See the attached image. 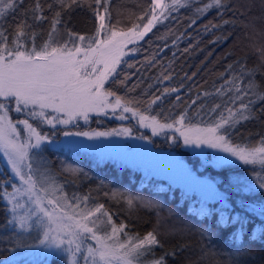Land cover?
I'll return each mask as SVG.
<instances>
[{"label": "snow or ice", "instance_id": "6c2138e0", "mask_svg": "<svg viewBox=\"0 0 264 264\" xmlns=\"http://www.w3.org/2000/svg\"><path fill=\"white\" fill-rule=\"evenodd\" d=\"M54 2L59 10H54L53 4L48 5L54 14L47 40L39 46L35 42L36 33L31 30L33 25L26 18L17 25L11 39L7 29L0 24V158L6 161L10 169L9 177H15V181L4 180L0 188V199L9 206L7 211L11 213L4 228L13 226L11 235H4L0 243H13L16 248L24 247L23 237L18 236L15 229L30 234L35 228L40 231L38 246L51 250L53 256H60L64 264H167L168 253L161 257L154 255L155 249L162 246L155 230L143 236L130 234L127 224H117L103 203L93 202L89 194H69L65 190L66 185L52 174L47 162L34 159L39 157V150L45 144L55 142L51 136L42 133L40 126L48 125L56 129L64 125L62 135L66 138L94 140L123 136L150 141L151 138L142 133L133 136L132 127L113 128L109 131L67 130L69 127H79L80 121L87 124L92 116L111 115L112 118L125 120L129 119L130 113L133 118H137L138 127L150 129L152 136L165 134V138L173 144L182 140L185 147L215 150L224 154L215 158L218 163L228 162L227 157H232L244 166H251L255 174V189L259 190L257 194L264 195V138L256 146H241L234 144L231 139V130L238 124L256 118V111L264 113V91L259 90L254 79L260 67H264V46L256 50L262 61L260 66L249 69L242 60L227 65L225 73L220 77L223 82L218 87L214 86L212 91L197 92L194 98H189L183 110L170 120L167 116L163 117L162 121L157 115L146 116L138 111L136 105L141 101L117 95L107 89L105 84L110 78L123 75L124 78L117 82L128 88V91H134L140 82L128 87V81L140 69L124 58L140 51V42L145 41V37L158 24L169 20L173 11L189 7L190 0H171L170 3L150 0L149 7L136 17L127 30H116L112 24L111 0H92L89 7L98 26L91 36L74 32L62 18L63 13L81 7L82 0ZM23 4L24 0H0V21L16 13ZM229 8V0H208L202 7L195 9L188 28L196 25L197 17L210 9L217 10L222 23L209 22L204 25L203 33L233 23L223 20L224 11ZM28 12L31 13L33 23L48 19L40 0H34L31 8L25 12V17ZM184 36L190 37V34L185 31L175 36L171 41L172 46L177 47ZM227 38L217 37L211 43L216 44ZM129 45L132 47L129 48ZM167 48V43L158 47L156 53L145 58L142 67H154L158 63V53ZM197 48L198 42L193 44L190 38L182 52L188 54ZM121 64L129 69L136 68V72H118ZM173 73V62L161 66L154 83L148 84L149 92L143 93L150 97L146 101L148 107L162 103L173 97V94L172 107L185 103L181 95L185 87L184 80L192 81L197 73H184L179 86L160 88L159 85L164 82L174 80ZM154 88L155 91H152ZM188 92L191 93V87ZM210 97L219 98L221 102L209 105L207 99ZM258 104L259 108L256 107ZM13 110L23 113L25 118L13 121L9 115ZM67 143L71 145L75 142L69 140ZM257 165L261 172H256ZM67 171L71 174L76 170ZM209 188L215 192L212 184H209ZM248 188L254 191L251 183ZM22 197L27 198V210L20 215L18 209L26 207L21 203ZM111 198L123 201L130 211L137 205L147 210L160 208L159 203L151 199L117 193H112ZM237 207H240L239 203ZM231 211L235 213V209ZM260 214L264 215V209H261ZM214 215L206 214L202 232L210 245L229 234L234 241L242 239L245 226L235 214L226 215L222 212L214 221L213 227L216 230L213 231L207 226V216ZM229 228L234 230L228 233ZM249 239L257 242L261 237L253 233ZM170 254L174 256L175 250Z\"/></svg>", "mask_w": 264, "mask_h": 264}, {"label": "trees", "instance_id": "16d2710c", "mask_svg": "<svg viewBox=\"0 0 264 264\" xmlns=\"http://www.w3.org/2000/svg\"><path fill=\"white\" fill-rule=\"evenodd\" d=\"M44 7V15L47 20L39 23H33L31 13L25 12L31 8L34 0H24L22 7L14 14L8 15L0 24L7 29L9 38L16 31L17 25L24 18L29 24H32V31L36 33V44L41 45L47 40L50 30V21L54 14L49 10L48 5L53 4L54 10H59L54 0H40ZM170 3L171 0H167ZM208 0H190V6L173 11L169 20L163 24H158L151 33L145 37V41L140 42V51L129 57H126L129 63H134L140 69L132 79L128 81V87H131L137 81L139 85L134 91H128V88L121 86L117 81L122 80L123 75L115 79H109L105 87L114 91L117 95L132 100H139L141 103L136 105L137 110L144 115H157L158 119L163 121V117H169L178 114L189 102V98H194L197 92L212 91L214 86L218 87L223 81L221 74L225 73L227 65L234 64L237 60L246 62L247 68L258 67L261 65L257 49L264 46V0H229L231 8L224 11L223 20L233 21L222 25L219 29H214L209 33H203L204 25L212 23H222L221 17L216 9H210L207 13L197 17V24L188 28L190 19L195 14L197 7H202ZM92 0H82L81 7H75L70 12L62 14L68 28L74 32L91 36L98 26L95 21L89 4ZM150 0H111L112 24L116 30H127L136 17L149 7ZM187 31L189 36H184L177 47L172 46V39L182 32ZM226 36V40L221 39L213 44L211 41L217 37ZM191 38V43L197 44L198 48L194 51L183 54V48L187 47ZM146 41H151L147 43ZM164 43L168 48L157 55L158 63L151 68L142 67L146 57H150L157 52L158 47H163ZM176 56L173 57V53ZM211 53V55H209ZM173 62L174 80L164 82L159 85L174 87L179 86L184 73L196 72L197 75L192 81L184 80V89L181 92L185 100L184 104H177L172 107L173 97L148 107L146 101L150 98L143 93L149 92L148 84L154 83V78L158 76L161 66H167ZM118 72L132 73L136 68L129 69L125 64H121ZM260 91H264V67L254 77ZM191 87V93L188 88ZM155 91V88L152 90ZM158 94V93H157ZM221 102L219 98H208L207 103ZM257 108L260 107L258 104ZM194 111V109L192 110ZM11 119H15L14 111H10ZM256 118L243 121L231 130V139L234 144L241 146H256L261 138H264V113L254 112ZM207 119V117H205ZM121 125L123 127H132L133 135L144 134L149 136L152 147L164 153H174L188 164V166L199 176H208L216 180L220 191L228 196L229 206L220 207L217 202L204 201L195 194H187L178 187H172L161 179H154L139 171H133L128 167H119L109 161L92 162L86 156L79 154L72 156L64 151H54L44 149L41 160L46 161L61 182H69L76 186L79 192L89 194L93 202L103 203L106 209L112 214L117 224H127V231L130 234H139L143 236L149 231H156L161 243V247L155 249V257L164 256L166 253L167 264H264V218L260 217L254 208L264 205V195L257 194L258 191H250L252 194L243 192L245 189L238 181H250L254 179V172L251 166H226L220 169H214L205 166L199 171V160L188 154L182 148L181 141L173 144L170 139L160 140L150 136L144 130H141L134 121L129 120L122 124L108 120L107 117H92L87 125H79L78 128L70 131L87 130H107L109 128ZM42 133L47 134L58 140L62 137L64 128L49 129L40 126ZM63 162L78 166L87 173L85 180L89 188L85 189L86 184L81 183L82 174L80 172L64 173ZM258 172L257 169H255ZM9 171L0 161V188L3 182L10 179ZM222 181V182H221ZM79 186V187H78ZM127 188L130 193L136 194L141 198H151L161 203L159 209L147 210L137 205L133 210H129L127 205L118 199H112L113 189ZM11 188L9 187V191ZM240 195L237 196L236 193ZM108 193L109 195H105ZM243 199L240 207H237L236 201ZM235 209V213L231 210ZM237 216L245 226V232L240 241H234L231 235L222 236L211 245L209 241L202 236L205 228V219L207 213H214V216H207V226L213 227L215 219L219 218L221 213ZM171 213V215H170ZM8 218L7 206L0 199V229L4 227ZM238 227V226H237ZM172 236H165L164 230L168 232H177ZM234 229L229 228L228 233ZM255 233L261 239L253 242L249 236ZM177 234V235H176ZM175 250V255H171ZM147 259H151L148 257ZM7 251L0 252V264H14L8 262ZM49 264H63L56 258H51Z\"/></svg>", "mask_w": 264, "mask_h": 264}, {"label": "rangeland", "instance_id": "374dc122", "mask_svg": "<svg viewBox=\"0 0 264 264\" xmlns=\"http://www.w3.org/2000/svg\"><path fill=\"white\" fill-rule=\"evenodd\" d=\"M166 1L167 0H165V2ZM130 47H132V45H129V48ZM14 114H15V119L18 118V120H20L25 118V115L23 113H17L14 111ZM9 115L11 117L10 113ZM128 115H129V119H125V120L112 118L111 115L107 116V119L114 121L117 124H122L129 120H132L137 125V118H133L130 113ZM92 117H105V116H92ZM79 125H87V124H85L83 121H80ZM42 127H47L49 129H52L48 125H42ZM120 127L123 126L118 125L109 128L107 130H97V131H109L113 128H120ZM59 128L65 129V126L60 125ZM74 128H78V127L75 126L69 127L67 130ZM140 129L148 132L152 138L166 140L165 134L152 136L150 129H145V128H140ZM167 135L170 136L171 133H167ZM69 140L74 141L75 143L69 145L67 143V141ZM54 141L55 142L53 143L45 144L43 149L39 150L40 151L39 157H34V159H36L39 162L42 158V151L44 149H51L54 151H64L67 152L68 154L71 155L73 154L72 156L76 155L75 157L77 158H78L77 155L82 154L86 156L90 161L92 160V162L109 161L119 167H128L133 171L142 172L143 174L151 176L154 179L164 180L166 183L170 184V186L178 187L187 194H195L204 201L217 202L220 205V207L229 206L227 199L228 196L226 193L219 190L216 180L210 179L208 178V176L197 175L188 166L187 163H185L179 158L178 155L174 153H164L161 151H157L152 147L149 141L137 140L123 136L101 137L94 140H88L87 138H83V137L66 138L63 135L60 139ZM181 144H182V148L185 151H187L188 154L199 160V164H200L198 168L199 171H202L205 166H209L214 169H220L226 166H244L239 161L235 160L232 157H227L228 162L218 163L215 158L217 156L224 154L218 153L215 150L207 149V148L197 149L194 147H185L182 143V140H181ZM201 152H203V154H201ZM0 157H2V153H0ZM0 161L2 165L8 171H10L9 167L6 164V161L2 158H0ZM62 168L64 173H69L67 169H74L76 170L75 172L81 171L83 177L81 178L82 180L81 183L86 184L85 189L89 188V185L86 183L85 180L87 173H85L84 170H81L78 166L72 165L67 162H63ZM256 169L258 170V172H261V168L258 165L256 166ZM11 180L15 181V177H11ZM238 182L243 185L245 189L243 192L252 194L248 188L249 183L252 184L254 191H259L258 189H255L254 179H251L250 181L240 180ZM62 183L66 185L65 190L69 194L76 193L77 195H84L83 193L79 192L78 189H76L77 187L74 186L72 183L69 182H62ZM209 184L213 185V187L215 188V192H213L209 188ZM113 193L138 197L136 194L130 193V191L127 188H123V187L113 189ZM220 197L223 198L221 199ZM144 199H151V198H144ZM242 200L243 199H238L236 203H242ZM21 203H24L26 207L23 209H18V214L23 215L24 212L27 210V198L22 197ZM160 204L161 203H159V205ZM6 206L8 209L9 206L7 204ZM261 209H264L263 204L259 207L254 208V211L261 218L262 217L264 218V215L260 214ZM10 218H11V213L8 212L7 219ZM12 231H13V226H10L8 228H4V227L1 228L0 238H2L4 235H11ZM15 231L18 236L23 237L25 246L16 248L13 243H0V252L7 251L8 262L14 264H49V260L51 258H56L64 264V261L60 256H53L51 254V250L45 249L43 246H38L39 239L41 238L40 231L38 229L34 228L30 234L23 233L18 228L15 229ZM175 233H180V231L178 230L177 232H168L166 229L164 230L165 236H172L175 235ZM86 243H94V242L87 241Z\"/></svg>", "mask_w": 264, "mask_h": 264}]
</instances>
